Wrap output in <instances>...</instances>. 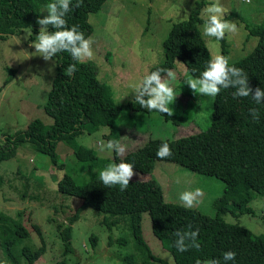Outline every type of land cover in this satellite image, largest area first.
Wrapping results in <instances>:
<instances>
[{"label":"trees","instance_id":"obj_1","mask_svg":"<svg viewBox=\"0 0 264 264\" xmlns=\"http://www.w3.org/2000/svg\"><path fill=\"white\" fill-rule=\"evenodd\" d=\"M104 1L83 0L81 7H73L66 14L67 26L76 25L86 38L92 30L87 14L98 10ZM52 2L54 0H0V40L20 32L25 26L38 31L40 26L36 24V20L47 15L45 6ZM72 4H75V0H72ZM202 21L201 5L198 2L189 15L172 22L161 41L162 60L153 64L146 74L157 69L172 68L173 61L177 58L193 76L199 77L211 59L200 29ZM245 25L249 34L257 37V42L250 52L230 62L229 66L243 69L252 89L259 87L264 90V23ZM53 30L49 27V31ZM220 43L221 55L225 56V38ZM53 59L56 62V74L42 106L43 111L52 117L51 124L45 125L39 117H34L26 128L16 130L13 134L4 133V142L0 144V163L14 156L18 144L26 141L35 150L48 154L50 161L57 166L58 140L75 141L74 137L81 131L90 133L102 126L110 128L107 138L114 140L111 138L117 135V111L124 107L133 111L150 112L139 106L135 95L124 105H116L110 86L99 80L97 66L92 61H75L67 52L57 53ZM71 64H75L76 71L69 76L66 69ZM10 71L4 85H0V93L16 73V69L11 68ZM233 91L235 89H221L215 97L210 127L206 130L176 138L150 137L123 156H117L113 152L112 157H104L90 146L76 142L72 144L76 159L84 161L88 169L97 171L82 182H77L68 173L56 181L58 190L79 195L81 201L68 223L56 227L63 241V250L55 264H68L66 255L72 251V224L85 206L95 209L98 215L109 213L112 218L107 220L103 215L99 220L108 229L119 226L121 219L130 229L134 248L122 258L123 264H135L139 256L144 264H169L155 256L144 241L141 228V213L144 210L149 215L152 234L169 252L173 264H196L197 260L203 264L213 259L220 264H264V234L255 235L246 227L226 222L222 218V213L227 211L233 214L253 213L250 200L255 193L264 194V101L256 104L250 96L234 99ZM251 108L258 110L259 119L252 118L249 113ZM158 114L165 121L172 120L175 123L178 119L173 114ZM163 143L169 145L172 155L162 160L214 174L224 181L222 193L213 200L215 214L206 213L196 206L186 209L180 202L163 200L162 190L153 178H131L127 189L123 191L119 186L109 188L100 182L99 172L113 162L130 163L133 169L141 173L150 171L153 160L160 159L155 153ZM3 179L0 173V182ZM32 228L40 238L41 244L38 246L30 241V231L24 223L14 215L0 211V242L4 254L13 264H34L45 252V241L39 225L33 223ZM196 230L198 236L195 243L199 247H189L185 252L174 247L177 239L174 233ZM87 240L93 245L96 237L90 234ZM117 240L122 245L126 243L120 237ZM227 251L236 254L234 261H224L223 253ZM0 264L4 263L0 260Z\"/></svg>","mask_w":264,"mask_h":264},{"label":"rangeland","instance_id":"obj_2","mask_svg":"<svg viewBox=\"0 0 264 264\" xmlns=\"http://www.w3.org/2000/svg\"><path fill=\"white\" fill-rule=\"evenodd\" d=\"M198 2L203 17L204 9L215 0H105L98 10L88 12L87 19L92 30L86 39L91 37L94 41V55L90 61L97 66L99 80L110 86L116 105H124L134 97L131 85L139 82L153 64L162 60L161 41L171 23L189 15ZM219 3L226 11L223 18L235 22L238 28L235 34L226 33L224 36L227 48L225 57L229 58L230 63L245 56L255 46L257 37L249 34L245 24L264 23V0H251V3L245 0H219ZM203 24L204 18L200 23L202 34ZM38 33L39 30L33 31L31 26H25L20 32L0 40V85H4L11 74L10 69H16L13 79L0 93V144L4 142V133L13 134L26 128L34 117H39L45 125L51 124L52 117L43 111L42 106L56 74V62L53 58L45 61L35 51L33 43ZM204 38L211 59L221 55L220 40ZM170 70L176 73L173 82L176 98L169 107L177 121H165L156 111L121 108L115 115L117 135L111 139L125 147L124 154L150 137L176 138L210 127L213 99L198 92L193 93L186 82L195 76L179 59H174ZM109 132V127L102 126L90 133L81 131L74 137L75 141L58 140L57 166L50 161L48 154L35 150L26 141L18 144L14 156L1 161L0 173L4 179L0 182V211L14 215L24 223L35 246L41 242L32 224H38L45 241V252L34 264H55L61 256L63 241L56 227L68 223L81 201L79 195L58 190L57 179L68 173L77 182H82L97 171L88 169L84 161L76 159L72 144L76 142L90 146L98 155L112 157V151L98 150L100 141L109 140ZM133 172L132 178L155 179L165 201L179 202L182 192L201 189L203 196L195 206L206 213L215 214L213 200L222 193L224 185L220 177L162 159H154L153 167L148 172L141 173L135 169ZM250 205L253 213L233 214L227 211L222 213V218L246 227L255 235L264 234V194L255 193ZM103 215L107 220L112 218L109 213L98 215L90 206L80 210L79 218L72 224V251L66 255L68 264H123L122 258L134 248L130 229L122 219L119 226L108 229L106 224L99 221ZM141 228L150 251L173 264L169 252L152 234L149 215L145 210L141 213ZM90 234L96 237L93 245L87 240ZM118 237L126 243L122 245ZM0 260L4 264H13L4 254L1 242ZM135 264H144L142 257H137Z\"/></svg>","mask_w":264,"mask_h":264},{"label":"clouds","instance_id":"obj_3","mask_svg":"<svg viewBox=\"0 0 264 264\" xmlns=\"http://www.w3.org/2000/svg\"><path fill=\"white\" fill-rule=\"evenodd\" d=\"M246 3H251V0H245ZM83 4V0H54L47 4V15L43 18H38L36 24L40 26L39 33L36 36L33 47L35 51L40 53L45 61L52 58L61 52H67L75 61H84L85 59L93 58L92 44L94 41L91 37L85 38L84 34L78 30L76 25L67 26L65 16L73 10V7L79 8ZM226 13L219 0H215L204 9L203 18V35L206 37H214L216 40H222L226 33L235 34L238 31L235 22L225 20ZM49 27L54 29L49 31ZM76 71L75 64L67 67L66 72L71 76ZM163 73V75H162ZM176 80V73L170 69H157L146 74L139 82L131 85L135 93V100L139 106L148 111H156L172 116L173 110L169 105L176 98L173 82ZM186 84L193 91L198 92L202 96L210 97L213 100L217 97L221 89L232 88L233 98L251 97L256 104H261L264 101V90L257 87L252 89L248 84V77L243 69L235 66H229V58L223 55H217L210 59L205 69L199 77H190ZM249 113L254 120L259 119V112L256 108L249 109ZM98 150L112 151L117 156H122L125 152V147L118 141L108 140L100 141ZM157 158L165 159L172 155L171 149L167 143H163L155 153ZM133 165L126 162L111 163L106 168L99 172V180L105 187L119 186L121 191L127 189L129 181L134 176ZM203 196L201 189L194 191H185L179 195V202L182 207L191 209L198 203ZM177 239L174 242V247L185 252L189 247H199L195 243L198 236V230L174 233ZM189 241L190 243H186ZM235 253L227 251L223 253L225 262L234 261ZM196 264H201L197 260ZM205 264H220L218 260H210Z\"/></svg>","mask_w":264,"mask_h":264}]
</instances>
